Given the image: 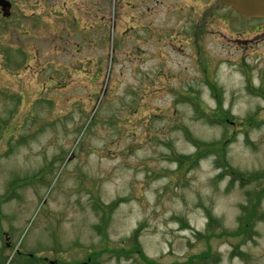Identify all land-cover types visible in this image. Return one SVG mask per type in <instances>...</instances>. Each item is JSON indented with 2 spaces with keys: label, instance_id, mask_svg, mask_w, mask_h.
<instances>
[{
  "label": "rangeland",
  "instance_id": "1",
  "mask_svg": "<svg viewBox=\"0 0 264 264\" xmlns=\"http://www.w3.org/2000/svg\"><path fill=\"white\" fill-rule=\"evenodd\" d=\"M13 1L0 264H264V219L235 236L264 214L262 22L219 0Z\"/></svg>",
  "mask_w": 264,
  "mask_h": 264
},
{
  "label": "trees",
  "instance_id": "2",
  "mask_svg": "<svg viewBox=\"0 0 264 264\" xmlns=\"http://www.w3.org/2000/svg\"><path fill=\"white\" fill-rule=\"evenodd\" d=\"M216 86V85H215ZM215 86H213V85H211V88L213 89V90H215L216 89V87ZM249 89H251V87L249 86ZM218 97H219V95H218ZM217 97V98H218ZM219 99H220V97H219ZM217 114V112L215 113V115ZM230 118H228V117H225L224 118V120H223V122H222V124L223 125H226L227 123H229L230 122ZM248 122V119L246 120V121H243L241 124L242 125H246V124H250V123H247ZM91 123V122H90ZM85 133H86V131L85 132H83V135H82V137H84V135H85ZM189 137L191 138V140H192V143H194V145L196 146V148H197V153H196V157H195V161H198V159L200 158L198 155H202V154H204L205 152L202 150V147H201V145L199 144V143H206V142H203V141H200V140H198V139H194V138H192L191 137V135H190V133H189ZM80 143V142H79ZM208 146H214V143H208ZM207 147V146H206ZM214 148H216V146H214ZM207 149V148H206ZM190 158H192V157H190ZM190 162V161H189ZM261 196H262V193H260V195L258 196V199H257V203H256V209L258 208V205H259V202H260V198H261ZM115 206H116V203H114V204H112L111 205V209H113V208H115ZM108 207V206H107ZM252 211V210H251ZM250 211V212H251ZM256 213V212H255ZM255 213H249L248 215H244V220H245V224L244 225H242V226H240V228L236 231V233H235V236H237V237H245V238H247L246 237V232L250 229V228H254V220H255V218H257L258 219V221H261V220H263L264 219V214H255ZM210 215V214H209ZM209 229L211 230L212 228L211 227H209ZM196 264H200V263H196Z\"/></svg>",
  "mask_w": 264,
  "mask_h": 264
},
{
  "label": "water",
  "instance_id": "3",
  "mask_svg": "<svg viewBox=\"0 0 264 264\" xmlns=\"http://www.w3.org/2000/svg\"><path fill=\"white\" fill-rule=\"evenodd\" d=\"M225 6L236 10L246 19H264V0H220ZM4 6V11L10 8L11 4L5 0H0Z\"/></svg>",
  "mask_w": 264,
  "mask_h": 264
},
{
  "label": "flooded vegetation",
  "instance_id": "4",
  "mask_svg": "<svg viewBox=\"0 0 264 264\" xmlns=\"http://www.w3.org/2000/svg\"><path fill=\"white\" fill-rule=\"evenodd\" d=\"M11 3V9L10 11L6 10V12L3 11L4 6L2 4H0V21H10L14 15V7H15V3L13 0H7ZM226 8V7H225ZM229 10H232L231 8H227ZM233 12V10H232ZM235 12V11H234ZM6 14V15H4ZM262 25L260 27H257L254 32L251 35L255 36H260V35H264V20H261ZM259 40L256 39V42H258Z\"/></svg>",
  "mask_w": 264,
  "mask_h": 264
}]
</instances>
